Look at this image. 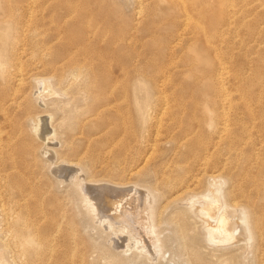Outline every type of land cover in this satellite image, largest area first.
Segmentation results:
<instances>
[{
  "label": "rangeland",
  "instance_id": "obj_1",
  "mask_svg": "<svg viewBox=\"0 0 264 264\" xmlns=\"http://www.w3.org/2000/svg\"><path fill=\"white\" fill-rule=\"evenodd\" d=\"M193 7L194 20L188 23L187 9ZM218 7L217 0H0V105L8 111L7 115L0 112V138L4 136L0 139V264L32 260L34 245L21 259L14 255L18 237L31 239L37 233L51 239L49 213L55 203L61 213L54 216L62 220L59 234L53 231L55 237L75 233L78 251L83 250L88 264H254V255L240 243L219 248L208 242L203 224L184 215V210L188 197L206 195L217 183L225 189L226 200L237 206L246 205V199L234 201L240 197L235 186L252 194L264 190V104L256 108L257 119L246 116L245 130L238 125L232 138L218 147L216 141L213 150H205L202 141L193 147L200 150V159L190 158L184 168L208 175L199 186L182 193L164 182L170 171L163 164L179 152L176 143L151 147L155 130L139 132L138 114L133 110L136 104L155 102L159 93H165L177 104H198L207 122L216 119L208 109L216 111L222 50L199 27L212 21ZM256 38L260 43L247 52H241L244 45H234L232 59L227 49L223 51L229 68L223 74L228 78L229 72L247 70L250 56L259 70L264 102V26ZM17 74L26 79L20 90H16ZM243 89L248 92V86ZM100 105L129 107L125 135L117 133L118 125L100 133L96 125L88 132L90 125L115 123L119 116L111 108L99 113ZM41 117L49 123L45 136L35 133ZM135 131L144 137L133 136ZM103 138L113 141L114 147H102ZM203 139L213 143L207 133ZM89 142L106 159L136 168L131 181L161 194L159 231L164 248L155 259L140 257L128 237L122 236L125 247L114 244L127 234L116 229L120 237L113 238L111 231L99 228L81 208L72 178L65 176L68 171L59 173L71 161L79 163L80 150ZM121 146H128L125 155L120 153ZM79 164L87 169L86 160ZM213 171L220 182L208 177ZM116 175L114 179H119ZM251 175L259 179L255 187L250 186ZM41 207L44 213L38 212ZM24 216L34 224L26 225Z\"/></svg>",
  "mask_w": 264,
  "mask_h": 264
},
{
  "label": "bare ground",
  "instance_id": "obj_2",
  "mask_svg": "<svg viewBox=\"0 0 264 264\" xmlns=\"http://www.w3.org/2000/svg\"><path fill=\"white\" fill-rule=\"evenodd\" d=\"M190 1L192 2V0ZM217 1L219 7L213 14L212 21L208 24L204 23L202 27H199L208 39L211 36V38L217 40V43L220 44V51L222 50V52L219 53L222 73L218 75L220 76V82H218L219 90L217 102L215 103L216 111L214 113L213 110L208 109V113L210 115L214 114L216 119H211L207 122L201 116L200 113L203 112V108L198 104H177L172 99L170 100L165 93L161 95L159 93L157 101H146L143 104L138 103L133 109L138 114L139 132L145 133V131L153 132L155 130L153 134L150 133L153 135V138L150 140L154 141L151 143V147H159L170 141L176 143L179 152L175 154L173 161H167L163 164L164 168L170 171L164 182L166 186L172 190L180 188V193L199 186L204 181L203 178L205 175H208L206 171H203L204 174L202 172L199 174L195 173L194 169L184 168V164L188 163L190 158L200 159V150L194 151L193 147L197 146L198 142L200 144L201 141V146L205 150H213L212 145H215V141V147H218L221 141L232 138L231 134L238 125L240 126V130H245L244 118L246 116H249L250 119H257L256 108L264 104L263 97L261 98L260 96L262 91L259 89V85L261 84L258 78L259 70L258 67L252 65L253 61L250 56L246 58L249 66L247 70L233 72V74H229V72L227 78L223 73L229 70L227 66L228 63L225 61L226 59L224 60V55L222 54L223 51L227 49L230 59H232L235 54L234 45H244L245 48H242L241 52H247L249 48H253V45L257 44V35L260 34V32L263 34L264 0ZM141 5L140 3V6ZM193 9L196 8L187 9L188 14L186 21H188V23L194 20L191 14L192 11L190 12V10ZM261 43L264 44V39ZM224 45H226L227 48L223 47ZM217 72L218 71H216V74H218ZM16 77H18L17 82H19L16 90H20L21 87H24L26 84V79L20 74H17ZM227 79L229 81L228 83H226ZM41 81L42 80H39V85H41ZM245 86H248V92L243 89ZM39 89H41V87ZM39 89L35 92L39 93ZM12 101L13 100H10L6 104L10 106ZM43 102V98H39L38 103L43 104ZM106 108L114 109L117 115H119L116 117L115 123L111 122L106 124L102 122L101 124H92L88 128V132H92L91 130H94L96 125L98 126L99 133L105 131L110 125H118L119 129L117 133L125 135L127 131V120L129 119V112H125L130 110L129 107L125 106L121 108V106L117 105H100L96 110L99 113H103ZM74 109L78 110L79 108L74 107ZM6 111L7 110H4L0 105V112H4L5 115H7L8 111ZM88 115L89 114L85 113L83 118L87 120L86 117ZM47 121L48 119L45 117L40 118L39 129L35 130L36 134H47L45 133V128H47L46 126L49 124H47ZM168 121H170V124H168ZM138 131H135L133 136H136L138 139L139 136L144 137V134L139 135ZM206 133L210 136V139L213 137L211 134L215 135V139L214 137L211 139L213 143L203 139ZM43 135H41L40 138H42ZM160 135H162V137H160ZM39 136L40 135H38V137ZM100 137H104V135ZM3 138L4 136H1L0 139ZM135 141L140 142V140L137 139ZM100 142L104 148L106 146L114 147L113 141L109 140V138L100 139ZM90 143L91 142H89L84 149L82 148L80 150L82 156L77 160L79 163H81L82 160L87 161V169L90 173L89 176L84 166L72 161L66 164V167L60 166L62 170L60 167V170L58 167L56 168H58L61 174L64 173L65 170L68 171L65 176L67 175L68 178H72V183L78 192L77 195L81 208H83L92 220L98 224L99 228L111 231V237L113 238H117L118 236L115 232L116 229L121 230V232L126 233L127 236L121 235V237H118L122 239V236H125L126 238L128 237V239L125 238L126 240L133 239V246L140 257L151 260L155 259V256L161 254L164 248L163 238L159 231V218L162 213L160 207L161 194L151 187H144L143 185L131 181L129 176L134 174L136 168L134 169L132 166L128 167L127 163H122L120 160L106 159L102 153L95 152L90 147ZM149 146L150 145H147L146 148ZM153 148L151 149L154 150ZM9 149L15 150L16 147ZM43 151L44 150H42V152ZM127 151L128 146H121L120 153L125 155ZM255 158L256 157L253 159ZM168 160H171V158ZM26 163L23 166H25ZM14 168L18 169L19 165ZM175 173L181 175L179 176ZM114 175L117 177L120 176V178L114 179ZM209 175L208 177L211 178L214 183L222 180L218 177L216 171H213V173ZM250 177V186L255 187L259 179L252 175ZM217 184L212 185L206 195L199 194L198 196L191 195L188 197L185 201L187 206L186 210H184V215L187 216V214H189L191 218L196 217L199 219L203 224L205 239L212 245L220 248L240 243L239 246L244 245L246 249H249V254L252 253L254 255V264H264V190L252 194L246 192L240 185L235 186V190L239 192L240 197H235L234 201L240 198L246 199V205L237 206L236 203L226 200L225 189L221 184ZM27 196L29 197L30 195ZM1 204L3 203L1 202ZM51 206L55 207V210L52 211L51 214L49 213V216L53 218L51 225L56 235L62 230V220L54 215H59L61 211L59 209L60 207L56 208V203L55 205L51 204ZM9 208L11 207L9 206ZM38 212L44 213L45 211L41 207V210ZM2 213L5 214V211ZM14 215L16 214L14 213ZM23 220L26 222V225L34 224L28 217H25ZM53 231L50 236L51 239L41 238L39 234L33 232L31 239L18 237L20 239L15 241L14 255L21 259L25 254L31 253L29 246L34 245L35 249L32 253V260H22L24 261L23 264H88L83 250L78 251L79 244L76 241L75 233L70 231L63 233L61 237L57 238ZM118 239L119 238H117V240L115 239L117 243H115L114 240V244L123 247V239ZM114 247L116 248V246ZM15 263L17 264V262ZM225 264L228 263L226 262Z\"/></svg>",
  "mask_w": 264,
  "mask_h": 264
}]
</instances>
